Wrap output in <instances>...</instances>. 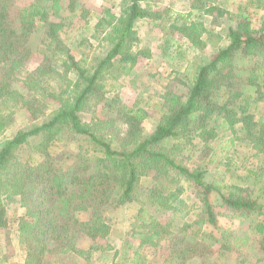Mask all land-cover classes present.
Masks as SVG:
<instances>
[{"label": "trees", "instance_id": "16d2710c", "mask_svg": "<svg viewBox=\"0 0 264 264\" xmlns=\"http://www.w3.org/2000/svg\"><path fill=\"white\" fill-rule=\"evenodd\" d=\"M70 1L65 7L62 0H34L15 15L12 1L0 0V135L11 124L16 107L25 110L32 122L0 140V230L7 227L5 198H15L12 201L24 210L17 229L25 258L18 264H63L61 258L72 255L77 264H95L92 256L105 249L102 245L111 231L107 209L132 202L139 208L129 237L138 247L126 242L124 250L113 251L112 264H148L143 253L159 246L166 250L164 264H208L215 251L237 254L235 264L251 263L252 259L238 250L247 240L236 237L233 241L231 233L221 229L210 195L216 192L220 206L233 219L258 216L262 205L249 188H219L205 182V172L189 168L187 162L199 152L206 158L218 132L227 130L233 134L231 145L234 140L248 142L253 156H264V115L256 119L251 111L254 104L264 102L258 80L264 77V63L257 61L247 77L238 74L234 66L237 54L244 58L264 55V23L252 30L249 20L243 18L229 27L228 44L217 48L205 64L193 67L192 83L188 86L186 82L184 92L175 91L173 86L164 89L159 105L164 113L155 129L145 135L141 124L147 112L123 104L118 83L125 69L133 68L139 58L149 57L148 50L133 46L138 42L135 23L144 18L166 23V10L142 8L138 0H122L117 15L102 8L91 38L108 42L110 47L90 67L84 56L77 60L71 54L60 36L70 25L60 12L74 11V0ZM205 3L209 2H200L198 9ZM192 8L197 9L195 4ZM205 11L220 16L225 13L214 4ZM181 19L179 27L174 22L170 27L191 43L193 51H203L201 35L205 30L200 22L193 21L191 12ZM37 21L44 31L39 41L41 62L29 71L30 37ZM256 69L258 75L253 74ZM18 83L26 93L15 88ZM242 85L254 87V93L244 94ZM50 103L55 108L48 113ZM92 107L100 108L101 116L85 121L82 115ZM68 138L85 142L88 149L73 156L64 154L69 166L56 165L50 147ZM188 149L190 154L185 156ZM28 150L39 157L35 162L21 158ZM148 176L152 185L143 190L140 180ZM184 181L195 189L198 218L179 226L174 213L183 203ZM204 224L224 236L215 250L197 240ZM193 226L195 231L187 234ZM254 226L251 230L258 237L259 256L252 264H262L264 222L256 221ZM81 238L89 240L86 249L78 247Z\"/></svg>", "mask_w": 264, "mask_h": 264}, {"label": "rangeland", "instance_id": "374dc122", "mask_svg": "<svg viewBox=\"0 0 264 264\" xmlns=\"http://www.w3.org/2000/svg\"><path fill=\"white\" fill-rule=\"evenodd\" d=\"M11 1L13 3L11 10L17 15L19 10L25 8L34 0ZM62 1H64L63 5L66 7L70 0ZM138 1L142 8H150L154 12L166 10L163 13H167L165 15L166 23L148 18L140 19L135 23L138 42L133 46L136 49L148 50L149 57H141L133 68L125 69L123 71L124 75L120 77L118 83L120 88L117 92L120 101L126 106H135L147 112V117L141 124L142 133L147 135L155 129L158 119L164 113V110L159 107L162 103L160 96L163 94L164 89L167 86H173L175 91L184 92L187 86L186 82L189 84L188 86L192 83L190 76L193 73V67L205 64L217 48L226 46L228 44V39H226L228 28L236 26L243 18L249 20L252 30L259 29L261 24L264 23V0ZM204 1L209 3H205L203 8L199 10V3ZM121 2L122 0H74L73 12L65 11V9L60 12V17L70 24L61 30L60 36L68 44L71 54L77 60L84 56L86 64L93 67L99 58L106 55V50L110 47V44L91 38V35L95 33L93 25L96 22L98 13L104 7L110 8L115 15L119 14ZM194 4L197 9L192 8ZM212 4L222 9L225 12L224 15L207 14L205 10ZM201 6L202 4H200ZM190 12L194 15L193 21L200 22L202 29L205 30V33L201 35L205 48L201 52L200 50L193 51L190 48L191 43L176 29L170 27L173 22L179 27L182 24L181 16H186ZM157 24L161 25L158 26ZM163 26L168 29L163 30ZM42 29L41 23L37 21L36 28L30 37V45L33 50L32 56L26 64V69L29 71L41 62L39 41L44 34ZM84 38L91 39L87 43L78 45ZM257 61L264 63V55L258 53L244 58L242 55L237 54L234 63L235 70L241 76L247 77ZM258 73L257 69L253 70L254 75H258ZM70 77L73 78L72 74ZM258 80L264 92V77L258 78ZM14 86L21 92L26 93V90L19 83ZM242 92L253 94L254 87L242 85ZM53 108L55 106L50 103L47 112H51ZM12 111L11 124L0 135V140L11 137L16 131L24 129L32 123L27 112L22 108L16 107ZM251 111L256 119L262 114L264 115V102L254 104ZM92 116H101L100 108H89V113L83 114L82 118L89 122ZM232 138L231 131H219L217 138L210 143L209 155L205 158L199 152L196 156L200 160L196 156L189 157L190 160L187 162V166L202 169L205 172V182L212 183L219 188L228 185L249 188L252 196L262 205L261 214L258 216L255 214L249 220L233 219L230 217V213L220 206V200L216 192H212L210 195V200L216 206V211L219 214V226L224 232L231 233L233 241L236 237L247 240L238 247V250L239 254L245 255L249 260L252 259L249 263L252 264L255 260L253 258L259 255L256 246L258 237L251 229L255 227L256 221L264 222V156H253L251 145L248 142L234 140L233 145H231L230 139ZM85 149H88L85 142H73L68 138L62 142L53 143L50 152L55 157L56 165L67 167L69 162L68 160L65 161L64 154L73 156L77 153L80 154ZM190 151L188 149L185 156H188ZM21 158L24 160L28 158L30 162H35L39 157L34 151L28 150L22 153ZM151 185V177L141 178L140 186L143 190L149 189ZM181 185L185 190L181 196L183 203L177 205V212L174 213L179 226L185 221L192 222L198 218L195 214L197 206H199L195 189L189 188L188 183L185 181L181 182ZM12 200L16 199L8 197L3 201L7 227L5 230H0V264H18L23 262L25 258L24 251L18 243L19 234L17 229L18 219L24 214V210L16 201ZM138 208V203L132 202L121 207L107 209L106 214L110 219L111 231L106 238V244L102 245L105 249L97 251L92 256L95 264H112L113 251L122 250L126 246V242H129L134 248L138 247L137 242L129 237L131 224L136 221ZM196 228V226L188 228L187 234H190L193 230L195 231ZM197 238L200 243L209 246L211 250H215L217 244L224 239V236L212 226L204 224L200 228ZM88 245L89 240L85 238L78 241V247L81 249H86ZM143 255L148 258V264H164L166 250L164 246H159L157 249H148ZM210 256L208 264H235L237 254H221L215 251ZM61 261L63 264H77L73 255L72 257H62Z\"/></svg>", "mask_w": 264, "mask_h": 264}]
</instances>
